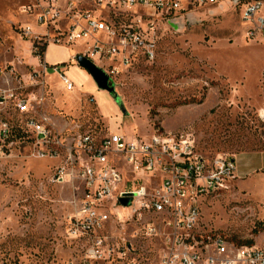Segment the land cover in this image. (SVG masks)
I'll use <instances>...</instances> for the list:
<instances>
[{"label": "rangeland", "instance_id": "rangeland-1", "mask_svg": "<svg viewBox=\"0 0 264 264\" xmlns=\"http://www.w3.org/2000/svg\"><path fill=\"white\" fill-rule=\"evenodd\" d=\"M95 1L62 3L100 13ZM30 3L0 0V94L14 95L0 104V125L7 122L16 132L10 141L0 138V264H81L84 250L82 242L67 236L79 183L53 181L62 162L38 158L19 129L17 97L69 139L120 128L128 136H189L201 155L236 158L225 190L200 202L201 226L239 244H264V40L246 38L240 5L224 0L192 6L176 22L151 18L145 10L125 14V23L149 31L156 59H135L114 77L120 107L94 82L84 87L75 82L70 91L59 71L46 69L35 43L50 45L57 29L51 26L41 40L26 37V26L33 34L46 31L33 16L22 15ZM85 47L79 43L74 50Z\"/></svg>", "mask_w": 264, "mask_h": 264}, {"label": "built area", "instance_id": "built-area-1", "mask_svg": "<svg viewBox=\"0 0 264 264\" xmlns=\"http://www.w3.org/2000/svg\"><path fill=\"white\" fill-rule=\"evenodd\" d=\"M223 1L96 0L100 13H91L76 11L73 3L64 5L62 0H43L46 5L33 0L23 5L21 13L36 18L46 31L33 34L26 26L23 33L41 40L49 36L51 26L56 27L53 44H84L80 56L113 81L133 60L156 59L149 31L135 22L125 23V14L145 10L151 18L176 22L192 6ZM228 2L240 5L246 38L264 40V0ZM54 69L67 90H73L74 83L63 69ZM13 97L1 93L0 104ZM14 103L21 115L19 129L33 142L38 158L62 162L53 181L79 183L74 211L67 218V236L84 244L81 264H264V244L241 245L201 226L200 202L225 190L236 171L233 157L201 155L189 136H128L120 128L105 136L88 133L69 139L49 117L32 114L28 100L17 97ZM15 133V127L1 123L3 142ZM122 201L129 204L124 206Z\"/></svg>", "mask_w": 264, "mask_h": 264}, {"label": "crops", "instance_id": "crops-1", "mask_svg": "<svg viewBox=\"0 0 264 264\" xmlns=\"http://www.w3.org/2000/svg\"><path fill=\"white\" fill-rule=\"evenodd\" d=\"M65 22L66 21H62ZM44 34V33H43ZM75 47V46H74ZM74 47H65L50 43L44 53V60L48 68L60 67L64 70L68 78L79 87H84L86 83L94 82L86 70L81 67L72 66L73 62L81 52L74 50ZM50 58L49 62L46 60ZM96 85V84H95ZM75 89V85H74ZM73 89V90H74ZM236 160V158H234Z\"/></svg>", "mask_w": 264, "mask_h": 264}, {"label": "water", "instance_id": "water-1", "mask_svg": "<svg viewBox=\"0 0 264 264\" xmlns=\"http://www.w3.org/2000/svg\"><path fill=\"white\" fill-rule=\"evenodd\" d=\"M235 2H237V0H235ZM75 61L79 67L83 68L88 72V74L91 76L92 80L100 91L107 92L108 94H110V96L115 100V102H117L120 107L122 106L119 102L117 92L114 86L112 85V81L110 80L109 76L105 72H103V70H101L91 61L80 55L76 57ZM122 204L124 206H127L129 202L122 201Z\"/></svg>", "mask_w": 264, "mask_h": 264}, {"label": "trees", "instance_id": "trees-1", "mask_svg": "<svg viewBox=\"0 0 264 264\" xmlns=\"http://www.w3.org/2000/svg\"><path fill=\"white\" fill-rule=\"evenodd\" d=\"M35 47L39 49V53L37 54V57H42L44 55L46 49H47V44H43V46H40L37 42L35 43ZM242 245V244H241ZM244 245H252V242H246Z\"/></svg>", "mask_w": 264, "mask_h": 264}]
</instances>
